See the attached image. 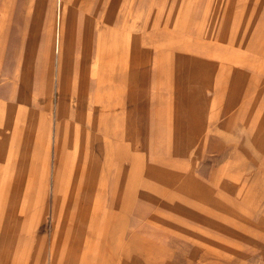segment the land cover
I'll return each mask as SVG.
<instances>
[{"label": "rangeland", "instance_id": "obj_1", "mask_svg": "<svg viewBox=\"0 0 264 264\" xmlns=\"http://www.w3.org/2000/svg\"><path fill=\"white\" fill-rule=\"evenodd\" d=\"M0 264H264V0H0Z\"/></svg>", "mask_w": 264, "mask_h": 264}, {"label": "bare ground", "instance_id": "obj_2", "mask_svg": "<svg viewBox=\"0 0 264 264\" xmlns=\"http://www.w3.org/2000/svg\"><path fill=\"white\" fill-rule=\"evenodd\" d=\"M137 97H138V96H137ZM183 117H184V116H183ZM184 121H185V120H184ZM55 162H56V161H55V159L53 158V164L50 165V168H51V169H50V172H51V173H50V176H51L52 178H55V175H56V173H55L56 170H55V168H54V166H55V165H54Z\"/></svg>", "mask_w": 264, "mask_h": 264}]
</instances>
